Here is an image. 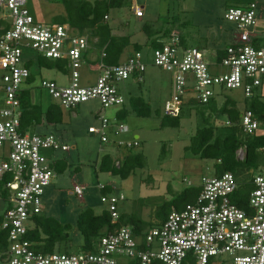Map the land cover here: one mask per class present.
<instances>
[{"label": "built area", "instance_id": "built-area-1", "mask_svg": "<svg viewBox=\"0 0 264 264\" xmlns=\"http://www.w3.org/2000/svg\"><path fill=\"white\" fill-rule=\"evenodd\" d=\"M27 5L28 0H0V9L7 11L0 35V181L8 180L9 192L0 230L8 234V244L0 250V261L220 264L218 259L227 257L223 263L264 264V174L260 170L250 172L253 189L248 209L236 204L240 182L228 172L204 178L194 203L181 210L173 208L163 223L145 230L141 236H136L130 227H122L104 236L94 252L37 253L27 235L35 228L34 218L42 215L43 199L58 175L54 166L60 162L44 153L70 149L53 134H30L31 130L23 132L21 127V95L33 89L30 68L35 62L24 61L26 50L64 64L66 72L62 73L70 76L67 86L53 80L41 84L62 110H74L91 100H98L105 109L124 110L121 84L129 80L144 83L150 65L172 75V96L164 107L165 117L179 118L188 104L209 106L224 90H241L246 100H251L264 87V30H258L264 24V10L255 3L229 9L225 18L235 24L237 33L226 48L213 54L190 48L179 34L173 33L158 39V48L151 45L154 52L150 58L143 51H134L118 65H107V46L98 49L97 39L81 34L69 24L36 21ZM134 12L137 18L144 17V8L135 7ZM84 64L97 73L93 84H82ZM240 126L246 135H264V121L250 109L241 113ZM110 131L125 133L128 128L118 117L113 122L101 117V127L89 128V133L99 134L103 143L109 142ZM119 146L131 149L139 147L140 141L137 138L127 144L120 142ZM74 193L82 199L84 188L75 186ZM124 200L123 196L102 198L108 203L113 223L120 219L119 204Z\"/></svg>", "mask_w": 264, "mask_h": 264}, {"label": "rangeland", "instance_id": "rangeland-1", "mask_svg": "<svg viewBox=\"0 0 264 264\" xmlns=\"http://www.w3.org/2000/svg\"><path fill=\"white\" fill-rule=\"evenodd\" d=\"M83 3L95 4L107 0H77ZM252 3L264 10V0H125L121 9H113L110 12L109 24L115 35H129L132 45L128 52L135 51V45H141L142 51L152 57L153 49L143 28L151 26L152 30L171 31V34H179L190 48H202L210 55L224 49L232 41L237 33L234 23L226 20L225 15L231 8L248 6ZM135 7H144V17L137 18ZM27 8L34 19L41 23H50L58 15L67 16L66 7L62 3H54L52 0H28ZM7 11L0 9V22ZM123 22H128L131 27H125ZM126 28V29H125ZM258 30H264V24H260ZM170 34V35H171ZM88 35V33H85ZM158 38V37H157ZM155 38V40H157ZM33 60L30 68L35 77L31 90L32 102L47 109L56 101L48 91L41 88L43 81H56L62 86H67L70 76L57 69L41 68L38 64L39 56L32 50H26L24 61ZM97 73H92L89 64H84L81 69L82 84H93ZM121 91L125 98L124 109L128 111L124 125L128 132L107 133L108 143H103L99 134H90V127H101V117L111 122L118 117L119 108H103L98 100L82 103L74 110H63L64 120L59 125H46L31 129L30 134L55 135L63 144L69 147L68 152L44 153L49 159L65 161L67 170L58 174L52 181L43 199L42 215L52 217L61 224H70L72 229L70 236L72 241L66 246L59 245L61 252H80L84 244V238L77 229V221L81 213L87 209H93L101 214L108 209V203H104V196L124 197L119 204V214L124 216H136L137 218L157 225L158 210L166 204L177 199L187 189L199 187L204 178L215 175V164L212 160L201 159L188 150L192 137L205 126L203 114L213 113V104L209 106L190 105L185 107L184 117L180 128H161L163 110L166 102L171 99L173 81L172 75L159 68L150 65L144 83L129 80L121 84ZM217 97L214 104L220 108L228 100L235 101L242 113L249 104L245 94L241 90H224ZM264 100V87L256 96ZM133 98H142L152 107L153 114L150 118H142L136 115L131 106ZM213 105V106H212ZM122 108V109H123ZM205 108V109H204ZM160 111L161 116L156 112ZM227 116L214 114L210 122L218 127L229 124ZM139 136L140 146L131 149L120 147L119 143L135 142ZM142 153L147 160V166L137 169L127 179L113 176L110 173L99 171L101 161L106 156H111L117 165L123 163L128 156ZM245 149L238 152V157L244 159ZM264 174V156L259 169ZM259 172V171H257ZM246 173L238 177L242 182L250 176ZM75 186L84 188V196L80 199L75 193ZM109 187L107 195H103L100 187ZM7 203L0 200V218L4 216ZM0 221V230H1ZM132 228L131 226H128ZM58 250V249H57ZM223 259H218L220 264ZM0 264H7L0 261Z\"/></svg>", "mask_w": 264, "mask_h": 264}, {"label": "trees", "instance_id": "trees-1", "mask_svg": "<svg viewBox=\"0 0 264 264\" xmlns=\"http://www.w3.org/2000/svg\"><path fill=\"white\" fill-rule=\"evenodd\" d=\"M54 3H62L66 7L67 16L55 17L54 23L69 24L77 29L81 34L88 33L92 39H97L98 49L107 46V65H118L125 51L132 45L131 37L113 35V28L106 21V17L110 16L113 9H121L125 5V0H107L104 2H96L94 5L83 3L77 0H52ZM5 23L0 22L1 26ZM143 32L147 35L149 42L154 48H158L157 40L166 38L171 34L169 30H152L151 26L145 25ZM158 37V38H157ZM157 38V40H155ZM183 40V38H182ZM185 43V40H183ZM202 49V48H200ZM135 51H142L141 45H135ZM223 56V52H222ZM38 64L41 68L57 69L60 72H66L64 64L59 61H50L48 59L39 58ZM33 64L32 62L30 63ZM35 77L30 80L34 83ZM31 90L23 91L21 95L23 115L21 118V127L23 132L30 131L33 128L46 125H59L63 123V110L57 105H50L46 110L41 105L34 104L31 98ZM246 104V109H250L258 115L261 121H264V100L262 97H254ZM213 113L202 115L205 126L199 129L195 136L192 137L191 145L187 147L196 156L201 159L212 160L215 164V175L222 176L225 173H233L237 178L250 173L252 170H258L260 162L264 156V135L249 136L243 133L240 126L241 112L237 107V103L228 100L222 107L218 108L214 102ZM211 105V104H210ZM131 106L137 116L142 118H150L153 114L152 107L142 98H133ZM205 109V108H204ZM185 113V112H184ZM184 113L179 118H169L163 116L161 128H180L181 120ZM157 116H161L160 111L156 112ZM215 119L218 116H227L229 124L218 127L215 122H210L212 115ZM128 116L127 110H122L118 114V118L122 121ZM245 149L246 155L244 159L238 157V152ZM147 166L146 157L142 153L134 156H128L125 161L117 165L111 156L102 159L99 171L110 173L127 179L137 169H143ZM65 161L58 162L54 168L58 174H62L67 170ZM239 180V179H238ZM8 180L0 181V200L7 201L9 192L6 189ZM253 189L251 175L246 180L240 182L236 196V204L241 209H248L249 194ZM110 191L109 187L102 190L103 195H107ZM202 191L201 186L187 189L177 199L170 204H166L157 212L159 224L163 223L171 213L173 208L183 209L186 205L194 203ZM2 222V217L0 218ZM35 228L29 232L27 239L32 243L33 249L37 253L50 254L58 249L66 246L72 241L70 224H61L52 217L38 215L34 218ZM131 226L136 236H141L143 232L154 225L145 222L136 216L120 215L117 223H113L112 216L108 210H104L101 214L95 213L93 209H87L80 214L77 221V229L84 238V244L80 252H94L96 246L101 239L111 233L119 231L122 227ZM8 244V234L0 231V250ZM59 245H62L60 249ZM72 253V252H62ZM154 264H162L156 261Z\"/></svg>", "mask_w": 264, "mask_h": 264}, {"label": "crops", "instance_id": "crops-1", "mask_svg": "<svg viewBox=\"0 0 264 264\" xmlns=\"http://www.w3.org/2000/svg\"><path fill=\"white\" fill-rule=\"evenodd\" d=\"M56 4H58V3H56ZM142 8H144V7H142ZM58 16H60V17H65V16H63V15H58ZM58 16H56V17H58ZM124 24H125V27L127 26V24H129L128 22H123ZM112 27H114V26H112ZM128 27H131V25L129 24V26ZM127 28V27H126ZM125 28V29H126ZM113 35H115L114 33H113ZM115 36H129V35H120V34H118V35H115ZM132 41V40H131ZM131 47V46H130ZM129 47V48H130ZM133 54V52H128V50H126L125 51V53H124V55L122 56V60H125L127 57H129V56H131ZM147 75V74H146ZM145 78H146V76H145ZM137 138H139V136L137 135L136 136Z\"/></svg>", "mask_w": 264, "mask_h": 264}]
</instances>
